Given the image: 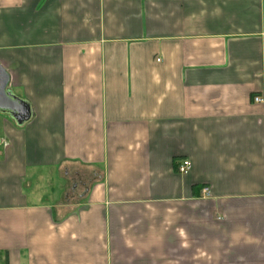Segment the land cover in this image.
Segmentation results:
<instances>
[{"label": "crops", "instance_id": "crops-1", "mask_svg": "<svg viewBox=\"0 0 264 264\" xmlns=\"http://www.w3.org/2000/svg\"><path fill=\"white\" fill-rule=\"evenodd\" d=\"M0 65V264H264V0H0Z\"/></svg>", "mask_w": 264, "mask_h": 264}, {"label": "water", "instance_id": "water-1", "mask_svg": "<svg viewBox=\"0 0 264 264\" xmlns=\"http://www.w3.org/2000/svg\"><path fill=\"white\" fill-rule=\"evenodd\" d=\"M10 76L0 65V114L8 115L16 126H23L30 119L29 105L9 90Z\"/></svg>", "mask_w": 264, "mask_h": 264}, {"label": "built area", "instance_id": "built-area-1", "mask_svg": "<svg viewBox=\"0 0 264 264\" xmlns=\"http://www.w3.org/2000/svg\"><path fill=\"white\" fill-rule=\"evenodd\" d=\"M252 102L254 104H258L259 105L260 103L264 102V96L263 97L262 96H260V97L259 96H255V97H253ZM177 170H178L179 174H187L189 172V170H190V163L188 161L181 162V164L178 166ZM202 193H203V195L205 197H208L209 196L208 188L202 189Z\"/></svg>", "mask_w": 264, "mask_h": 264}]
</instances>
